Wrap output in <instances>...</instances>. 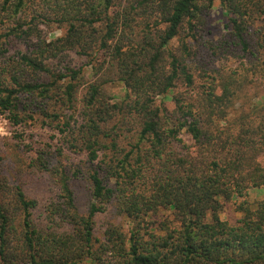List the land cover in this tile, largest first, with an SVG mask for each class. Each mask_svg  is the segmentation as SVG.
Instances as JSON below:
<instances>
[{
  "label": "trees",
  "instance_id": "1",
  "mask_svg": "<svg viewBox=\"0 0 264 264\" xmlns=\"http://www.w3.org/2000/svg\"><path fill=\"white\" fill-rule=\"evenodd\" d=\"M220 2L0 0V114L53 133L0 154V264H264V0Z\"/></svg>",
  "mask_w": 264,
  "mask_h": 264
},
{
  "label": "rangeland",
  "instance_id": "2",
  "mask_svg": "<svg viewBox=\"0 0 264 264\" xmlns=\"http://www.w3.org/2000/svg\"><path fill=\"white\" fill-rule=\"evenodd\" d=\"M228 17L225 14L221 6L220 0H214V5L211 10L208 24L210 26L209 37L218 39L226 33V23ZM2 31V26L0 27ZM48 38L52 39L54 37L61 36L64 32L63 29L59 28L56 24H51L46 27ZM214 66L229 65V61L221 56L215 57L212 59ZM235 65V64H234ZM107 92L110 95H113L116 100L124 98L126 95V88L123 83L114 82L108 85ZM259 89V86L253 88V92ZM260 90H264L260 87ZM164 102L169 110H172L177 105V100L173 97L172 93H169L168 96H159L158 103ZM53 133L48 129L44 128L41 125L32 124L26 126H16L13 125L9 119L4 114H0V154L3 156V168L9 176L12 178L26 177L28 174L29 160L31 154L34 151L30 150L31 147L38 148L40 143L45 141ZM185 142L189 145H193L194 141L188 134H183ZM196 147L193 146V149ZM78 158V157H77ZM264 161V156L262 157ZM83 196V194L81 193ZM263 197V191L251 190L250 199L257 200ZM83 200L85 197L83 196ZM240 213L235 212L234 208L231 206L225 207L221 213V217L224 220L230 222H235L239 217Z\"/></svg>",
  "mask_w": 264,
  "mask_h": 264
}]
</instances>
